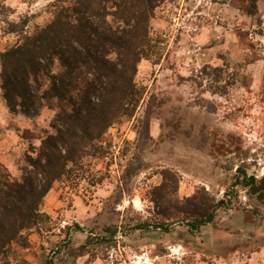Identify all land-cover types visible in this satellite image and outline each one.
<instances>
[{
    "label": "rangeland",
    "instance_id": "rangeland-1",
    "mask_svg": "<svg viewBox=\"0 0 264 264\" xmlns=\"http://www.w3.org/2000/svg\"><path fill=\"white\" fill-rule=\"evenodd\" d=\"M52 1L0 0V52L17 38L8 34L11 24L26 21L28 32L47 24ZM255 2L252 16L248 0H167L158 7L152 31L160 43L138 67L144 94L134 116L107 131L83 170L54 184L42 208L48 219L28 233L27 249L15 247L10 264H264V206L251 215L243 190L239 206L218 211L197 233L178 224L168 233L134 229L155 217L152 190L164 169L177 173L181 199L199 187L221 198L240 167L263 176L264 0ZM173 15L188 30L171 43L161 34ZM201 31L211 34L209 43L195 40ZM225 82L234 85L215 94ZM54 115L44 107L30 119L0 97V163L13 178H21L23 157L39 145L23 132H51ZM106 227H116L114 243L101 239ZM88 236L97 240L81 250Z\"/></svg>",
    "mask_w": 264,
    "mask_h": 264
},
{
    "label": "trees",
    "instance_id": "trees-1",
    "mask_svg": "<svg viewBox=\"0 0 264 264\" xmlns=\"http://www.w3.org/2000/svg\"><path fill=\"white\" fill-rule=\"evenodd\" d=\"M166 1L53 0L52 18L44 26L32 32L25 31L26 21L9 26L8 34L17 38L0 52V97L10 112L20 109L30 119L44 107L55 115L51 132H23L39 145L23 157L19 180L0 163V264H10L15 247L27 249L28 233L48 219L42 208L54 184L83 170L84 160L102 151L107 131L134 116L144 94L135 81L138 67L156 54L160 39L152 21ZM255 1L248 0V16L255 14ZM231 85L225 82L215 94H225ZM161 177L152 190L155 217L134 229L168 233L178 224L197 233L216 221L218 211L239 206V190L245 191L249 208L244 209L251 215L260 216L264 206V173L258 178L237 168L221 198L199 187L181 199L177 173L164 169ZM104 231L101 239L114 243L116 227ZM93 239L88 236L80 249Z\"/></svg>",
    "mask_w": 264,
    "mask_h": 264
},
{
    "label": "built area",
    "instance_id": "built-area-1",
    "mask_svg": "<svg viewBox=\"0 0 264 264\" xmlns=\"http://www.w3.org/2000/svg\"><path fill=\"white\" fill-rule=\"evenodd\" d=\"M186 30V25L180 15H173L171 17L170 23L168 24L167 30L161 34L162 40H169L173 43L176 37ZM162 44V42H161Z\"/></svg>",
    "mask_w": 264,
    "mask_h": 264
},
{
    "label": "crops",
    "instance_id": "crops-1",
    "mask_svg": "<svg viewBox=\"0 0 264 264\" xmlns=\"http://www.w3.org/2000/svg\"><path fill=\"white\" fill-rule=\"evenodd\" d=\"M152 23H153V25H154V23H159V19H154L153 21H152ZM210 37H211V34L209 33V34H205V31H201V33H200V35H198L197 36V39H195V40H197V41H202V43H209V41H211L210 40ZM215 241H217L216 239H214V242ZM229 248V247H228ZM232 253V252H231ZM230 256V255H229ZM227 264H232L231 262H226Z\"/></svg>",
    "mask_w": 264,
    "mask_h": 264
}]
</instances>
